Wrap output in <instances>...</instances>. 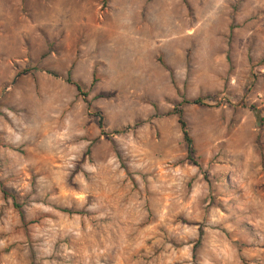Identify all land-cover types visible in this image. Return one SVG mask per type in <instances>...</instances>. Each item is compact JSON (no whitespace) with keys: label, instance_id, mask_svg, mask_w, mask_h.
<instances>
[{"label":"rangeland","instance_id":"obj_1","mask_svg":"<svg viewBox=\"0 0 264 264\" xmlns=\"http://www.w3.org/2000/svg\"><path fill=\"white\" fill-rule=\"evenodd\" d=\"M0 264H264V0H0Z\"/></svg>","mask_w":264,"mask_h":264},{"label":"trees","instance_id":"obj_2","mask_svg":"<svg viewBox=\"0 0 264 264\" xmlns=\"http://www.w3.org/2000/svg\"><path fill=\"white\" fill-rule=\"evenodd\" d=\"M73 86L77 92L80 91V86L78 84H73ZM189 103L195 104V105L201 104V99L195 98V99L189 101ZM173 114L176 118V123L178 125L179 131L181 134V140H182L184 147H185V154H186L185 159L189 161V160H191V156L194 153V150L192 148L191 138L188 134L186 122L183 120L182 111L179 108H173ZM97 123H98V126L100 128L101 127L100 117H98ZM193 164L195 165L196 163H193Z\"/></svg>","mask_w":264,"mask_h":264}]
</instances>
